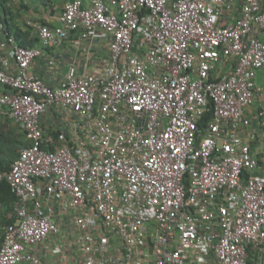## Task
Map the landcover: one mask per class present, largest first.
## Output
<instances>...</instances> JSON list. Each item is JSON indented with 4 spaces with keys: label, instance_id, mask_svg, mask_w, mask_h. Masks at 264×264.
<instances>
[{
    "label": "built area",
    "instance_id": "2783aa9c",
    "mask_svg": "<svg viewBox=\"0 0 264 264\" xmlns=\"http://www.w3.org/2000/svg\"><path fill=\"white\" fill-rule=\"evenodd\" d=\"M238 1L69 0L26 46L0 18V114L29 142L0 170V264H45L30 247L64 233L79 264H264V0ZM78 33L86 61L49 85L33 63ZM53 110L74 136L41 125Z\"/></svg>",
    "mask_w": 264,
    "mask_h": 264
},
{
    "label": "crops",
    "instance_id": "0c3cea01",
    "mask_svg": "<svg viewBox=\"0 0 264 264\" xmlns=\"http://www.w3.org/2000/svg\"><path fill=\"white\" fill-rule=\"evenodd\" d=\"M17 1V0H16ZM69 0H60L56 3L55 11L46 10L41 8L40 13L37 12L34 8L25 10L22 13V19L19 21L21 27H26L27 21H40L41 19L45 20V23L51 25H59L57 17L62 12H57L58 7L64 6V4ZM241 0L237 2L236 9L233 12L234 18L239 17L240 15V5ZM57 12V13H56ZM229 22H232L234 19L230 16ZM42 22V21H41ZM26 29V28H25ZM27 37L28 41L34 42V45L40 44L39 37L35 33L32 27H28V32L24 34ZM78 34H73L63 45L59 47H50L45 50V54L35 60L33 63V70L41 76L49 85L56 86L58 85L66 75L69 70L70 63L78 58L82 63L86 61L85 48L86 43L77 44L76 40L78 39ZM37 38V40H36ZM86 46V47H85ZM85 47V48H84ZM106 46L100 45L98 49L106 51ZM97 51V48L95 49ZM95 51V55L99 52ZM95 58V56H94ZM54 60L55 63L51 64L50 62ZM95 60L92 58L89 64ZM257 82L259 85L264 86V68H261L258 71ZM5 88L0 84V90ZM262 106L264 107V99L261 101ZM259 106L255 105L251 108V116L253 120V127L258 133V138L252 144V151L260 162L264 165V116L259 117ZM41 125L46 129H53L58 133L66 132L69 137L74 136V127L73 125L66 120V117L63 113L58 111H49L42 115ZM14 128L22 129L17 125V123L11 117L7 115L0 114V131L10 132ZM23 132V131H22ZM27 140V139H26ZM1 170V169H0ZM9 217H14V209ZM70 236L69 234H62L50 237V239L45 240L44 242L30 247V250L37 252L43 259L45 264H79L80 253L79 250L70 245ZM61 243L63 245V252L60 254L53 253V247Z\"/></svg>",
    "mask_w": 264,
    "mask_h": 264
},
{
    "label": "trees",
    "instance_id": "16d2710c",
    "mask_svg": "<svg viewBox=\"0 0 264 264\" xmlns=\"http://www.w3.org/2000/svg\"><path fill=\"white\" fill-rule=\"evenodd\" d=\"M57 2H60V0H0V18L5 25V34L15 36L22 45H34V42L28 41L24 35L28 32L29 26L26 24L25 29L18 24L22 19V13L30 8H34L39 13L41 8L54 12ZM40 21L45 22L43 19ZM212 116L213 110L211 108L200 120V126H205ZM50 131L58 138L59 133L57 131L53 129H50ZM28 144L25 133L20 131L19 128L12 129L11 133L1 130L0 169L3 171L9 170L12 163L18 158L20 150ZM17 199L18 197L12 191L10 184L6 180L0 181V249L4 236L3 226L15 220L14 217H9V215L12 213Z\"/></svg>",
    "mask_w": 264,
    "mask_h": 264
},
{
    "label": "rangeland",
    "instance_id": "374dc122",
    "mask_svg": "<svg viewBox=\"0 0 264 264\" xmlns=\"http://www.w3.org/2000/svg\"><path fill=\"white\" fill-rule=\"evenodd\" d=\"M62 8H63V6H62V5L60 6V8L58 7V10H57V12H58V13H59V12H61V11H62ZM57 12H56V13H57Z\"/></svg>",
    "mask_w": 264,
    "mask_h": 264
}]
</instances>
